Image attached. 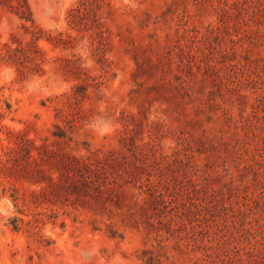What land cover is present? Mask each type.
I'll use <instances>...</instances> for the list:
<instances>
[{
  "label": "rangeland",
  "instance_id": "374dc122",
  "mask_svg": "<svg viewBox=\"0 0 264 264\" xmlns=\"http://www.w3.org/2000/svg\"><path fill=\"white\" fill-rule=\"evenodd\" d=\"M250 250L264 264V0H0V264Z\"/></svg>",
  "mask_w": 264,
  "mask_h": 264
},
{
  "label": "trees",
  "instance_id": "16d2710c",
  "mask_svg": "<svg viewBox=\"0 0 264 264\" xmlns=\"http://www.w3.org/2000/svg\"><path fill=\"white\" fill-rule=\"evenodd\" d=\"M11 48V47H9ZM262 255H260L259 252L257 251H254V250H250L248 251V253H246V255H242V259H241V263H243L244 261H247V260H253V261H257V264H261L259 263L261 260H259V258H261Z\"/></svg>",
  "mask_w": 264,
  "mask_h": 264
}]
</instances>
